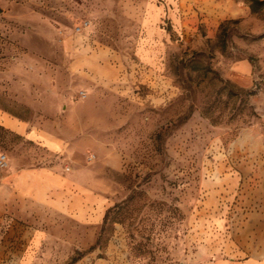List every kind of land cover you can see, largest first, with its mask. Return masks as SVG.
<instances>
[{
  "label": "rangeland",
  "instance_id": "1",
  "mask_svg": "<svg viewBox=\"0 0 264 264\" xmlns=\"http://www.w3.org/2000/svg\"><path fill=\"white\" fill-rule=\"evenodd\" d=\"M263 92L264 8L245 0H0V109L62 141L0 126V153L80 169L107 213L2 193L0 264L263 259Z\"/></svg>",
  "mask_w": 264,
  "mask_h": 264
},
{
  "label": "crops",
  "instance_id": "2",
  "mask_svg": "<svg viewBox=\"0 0 264 264\" xmlns=\"http://www.w3.org/2000/svg\"><path fill=\"white\" fill-rule=\"evenodd\" d=\"M236 64L234 68L241 73H249L251 66L247 61ZM98 79L106 80L100 75ZM0 126L22 135L24 139L46 148L50 154L60 152L61 139L50 130L28 124L0 109ZM33 133L37 138L33 137ZM80 169L66 171L62 164H37L20 167L10 161L0 170V194L7 193L17 197L30 206H46L51 212L80 224L95 226L104 217V199L90 186L81 181ZM222 264H264L261 260L248 258L234 263Z\"/></svg>",
  "mask_w": 264,
  "mask_h": 264
},
{
  "label": "trees",
  "instance_id": "3",
  "mask_svg": "<svg viewBox=\"0 0 264 264\" xmlns=\"http://www.w3.org/2000/svg\"><path fill=\"white\" fill-rule=\"evenodd\" d=\"M248 3L251 12H258L264 8V0H245ZM107 213L104 216L106 219ZM78 258L72 260V263L75 262Z\"/></svg>",
  "mask_w": 264,
  "mask_h": 264
},
{
  "label": "built area",
  "instance_id": "4",
  "mask_svg": "<svg viewBox=\"0 0 264 264\" xmlns=\"http://www.w3.org/2000/svg\"><path fill=\"white\" fill-rule=\"evenodd\" d=\"M263 99H264V92H263ZM8 160L7 155L4 153H0V170L5 169L7 167Z\"/></svg>",
  "mask_w": 264,
  "mask_h": 264
}]
</instances>
